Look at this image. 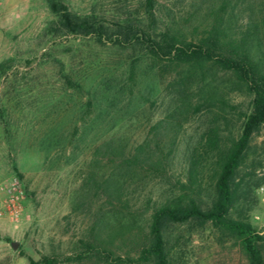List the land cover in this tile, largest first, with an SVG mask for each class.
I'll list each match as a JSON object with an SVG mask.
<instances>
[{
    "label": "rangeland",
    "instance_id": "374dc122",
    "mask_svg": "<svg viewBox=\"0 0 264 264\" xmlns=\"http://www.w3.org/2000/svg\"><path fill=\"white\" fill-rule=\"evenodd\" d=\"M60 1L105 33L100 39L57 33L47 0H1L0 264H28L29 258L44 256L56 264H114L69 258L81 243L116 234L108 248L116 256L135 257L147 238L151 209L145 212V206L159 205L176 189L158 177L133 178L125 184L131 213L114 210L87 182L92 172L106 177L116 169L103 145L113 142L128 152L146 142L145 150L156 153V141L160 148L169 142L152 130L163 120L160 131L166 136L178 127L169 172L183 180L188 151L199 136L216 126L225 141L236 138L241 113L250 109L251 97L244 88L213 71L207 80H215L226 104L173 113L182 94H188L193 105L197 102L198 78L176 84L178 73L146 53V35L154 37L167 26L181 30L187 39L200 33L210 20L209 10L220 0H156L153 22L146 15L145 0ZM233 3L235 26L241 29L250 18L264 17V0ZM66 78L80 83L83 92L68 87ZM236 179L242 195L238 208L264 235V125L253 136ZM12 186L20 205L15 216L7 208ZM210 198L209 193L203 195L204 208ZM130 224L133 230L120 236L122 226ZM163 235L170 264H248L237 239L209 223L166 222ZM261 247L264 256V242Z\"/></svg>",
    "mask_w": 264,
    "mask_h": 264
},
{
    "label": "trees",
    "instance_id": "16d2710c",
    "mask_svg": "<svg viewBox=\"0 0 264 264\" xmlns=\"http://www.w3.org/2000/svg\"><path fill=\"white\" fill-rule=\"evenodd\" d=\"M155 1L145 0V12L150 22L154 21ZM232 1L220 0L216 8L210 9L208 24L190 39L181 30L167 26L154 37L150 38L147 34L144 41H147L146 53L152 61L164 63L178 73L176 84L186 85L194 76L198 78L197 102L193 105L191 97L182 94L175 101L173 113L188 114L191 111L209 110L216 102L222 106L226 104L219 94L221 92L215 80H207L209 74L214 75L213 71L232 77L237 85L244 88L251 97V102L249 111L241 113L243 121L239 134L236 138H227L225 141L216 126L207 128L188 151L183 180L169 172V160L175 152L178 127L174 129L171 126L170 136L160 131L165 128L163 120L152 127L155 133H161V138H169L164 148H160L158 142H155L156 153L145 150L146 142L128 152H125L122 145L105 143V151L114 159L116 169L106 177L99 172H92L88 174L87 182L96 192L101 191L106 196V201L114 210L131 213L133 206L126 196L128 189L125 184L133 178L141 181L142 176L158 177L176 189V192L173 190L171 195L155 207L145 206V212L151 209L147 238L135 257L116 256L108 248L107 245L119 236L116 234L117 236L105 239L96 237L92 241L81 243L80 250L70 260L92 259L114 264H170L163 235L165 223L182 224L193 220L200 225L209 223L218 231L232 234L239 242L248 264H264L261 247L264 235L255 230L245 212L238 208L242 195L241 182L236 179L237 172L246 162L253 136L264 125V17L259 21L250 18L241 29L235 26L236 13ZM47 2L51 13L56 17L53 27L55 32L83 36L94 34L99 39L105 33L102 27L69 12L60 0ZM66 84L76 93L83 92V86L71 78H66ZM91 104V101L87 102V110L91 108ZM18 176L22 177L20 174ZM205 193H209L211 198L204 208ZM131 226H122L125 231L120 236L130 233L133 230ZM56 263L55 259L47 256L37 261L28 259V264Z\"/></svg>",
    "mask_w": 264,
    "mask_h": 264
},
{
    "label": "built area",
    "instance_id": "2783aa9c",
    "mask_svg": "<svg viewBox=\"0 0 264 264\" xmlns=\"http://www.w3.org/2000/svg\"><path fill=\"white\" fill-rule=\"evenodd\" d=\"M0 6H1V0H0ZM14 191H15V188L13 186L12 188L8 190L9 195H8V202H7L8 212L13 216L17 215L20 211L19 196L15 194ZM261 191L263 192L262 188H261Z\"/></svg>",
    "mask_w": 264,
    "mask_h": 264
},
{
    "label": "water",
    "instance_id": "95a60500",
    "mask_svg": "<svg viewBox=\"0 0 264 264\" xmlns=\"http://www.w3.org/2000/svg\"><path fill=\"white\" fill-rule=\"evenodd\" d=\"M11 247H12L13 250H15L16 247H17V244H16L15 242H12V243H11Z\"/></svg>",
    "mask_w": 264,
    "mask_h": 264
}]
</instances>
